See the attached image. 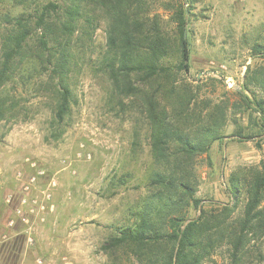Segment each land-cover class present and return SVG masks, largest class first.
Returning <instances> with one entry per match:
<instances>
[{
  "label": "rangeland",
  "instance_id": "374dc122",
  "mask_svg": "<svg viewBox=\"0 0 264 264\" xmlns=\"http://www.w3.org/2000/svg\"><path fill=\"white\" fill-rule=\"evenodd\" d=\"M58 2L0 0V55L1 38L12 28V18L24 15L34 22L45 5ZM145 6L151 17L161 15L169 30L174 29L171 17L185 11L190 71L182 80L195 98L181 127L194 135L209 123V112L222 111L217 114L220 139L207 153L189 157L179 152L177 144L172 146V158L180 161L177 176L193 187L200 207L236 205L233 218L239 221L247 194L242 190L238 201L233 200L230 177L264 165V121L255 112L252 86L244 89L247 72L252 76V68L260 62L253 47L264 45V0H145ZM88 18L94 22L92 37L83 40L82 49L77 35L75 44L80 48L75 50L69 77L73 101L62 125L55 121L53 81L37 59L26 62L7 87L17 99L19 118L0 124V264H34L37 257L45 264H147L146 256H139L141 249L112 246L113 240L122 229L133 227L143 212L155 213L149 208L158 205L159 193L174 201L183 195L180 191L169 195L152 185V176L169 174L168 169L153 157L151 126L142 103L118 92L104 71L109 29L105 13L94 9ZM84 24L82 20L80 25ZM32 26L37 38L41 32ZM255 94L264 99L259 91ZM27 160L45 172L33 198L41 200L51 189L54 205L44 223L35 221L32 247L24 235L16 243L18 235L6 228L10 215L6 198L20 193L17 175L30 172ZM188 201L184 197L183 205ZM199 215L190 201L172 217L189 222ZM4 233L7 241L1 239ZM249 236L244 262L264 264V236L254 240ZM169 250L163 244L154 255ZM232 254L223 243L204 264H232Z\"/></svg>",
  "mask_w": 264,
  "mask_h": 264
},
{
  "label": "trees",
  "instance_id": "16d2710c",
  "mask_svg": "<svg viewBox=\"0 0 264 264\" xmlns=\"http://www.w3.org/2000/svg\"><path fill=\"white\" fill-rule=\"evenodd\" d=\"M145 8V0H59L45 5L34 22L24 15L12 18V28L1 38L0 124L19 118L17 99L6 90L31 59H37L52 79L51 87L57 100L55 121L58 125L65 122L73 101L69 77L75 50L80 48L75 41L80 34L77 42L82 49L86 47L83 40H91L94 23L88 18L89 12L102 10L109 21L104 71L118 92L125 97H137L142 103L151 126L153 157L158 165L168 169L169 174L155 173L152 185L169 195L179 191L183 194L174 201L171 196L159 193L158 205L149 206L155 213L140 214L133 227L119 232L112 246L129 244L141 249L139 256L145 255L143 262L147 264H204L219 245L226 243L233 251L231 263L246 264L249 235L252 234L253 240L264 236V165L249 168L243 176L230 177L232 199L238 201L242 190L247 194L239 221L233 218L236 205L226 204L209 210L200 207L193 187L187 179L177 176L180 161L172 158L170 150L177 144L184 156L207 153L212 143L220 139L217 114L222 111L209 112V123L200 127L194 138L181 127L189 117L195 98L182 80V75L190 71L185 11L181 9L171 17L174 29L169 30L161 15L151 17ZM82 20L85 24L81 26ZM32 25L41 32L37 38L32 33ZM253 56L260 62L258 67L252 68V76L247 72L244 89L252 86L255 112L264 121V99L258 100L255 94V90L264 94V45H254ZM184 197L189 198L185 205ZM190 201L200 210L197 219L186 222L184 217H172ZM20 239L22 235L14 240L19 243ZM163 244L171 250L154 255V249ZM257 258L262 261L261 251Z\"/></svg>",
  "mask_w": 264,
  "mask_h": 264
},
{
  "label": "built area",
  "instance_id": "2783aa9c",
  "mask_svg": "<svg viewBox=\"0 0 264 264\" xmlns=\"http://www.w3.org/2000/svg\"><path fill=\"white\" fill-rule=\"evenodd\" d=\"M27 161L30 172L26 174L20 171L17 175L18 181L21 183L20 193L17 195L8 194L6 198V206L10 211L6 228L7 231L16 235H24L27 246L32 247L35 244V221L39 220L44 223L45 214L53 212L54 205L52 204L51 189L43 192L41 200L33 198V190L45 179V172L36 163ZM51 187L54 188L55 184L52 183ZM1 239L7 241L8 236L4 233ZM34 264H45V262L43 258L37 257Z\"/></svg>",
  "mask_w": 264,
  "mask_h": 264
}]
</instances>
